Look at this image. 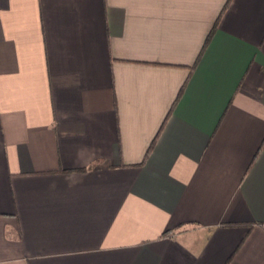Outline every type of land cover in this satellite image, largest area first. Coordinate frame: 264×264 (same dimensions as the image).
Instances as JSON below:
<instances>
[{"label":"crops","instance_id":"1","mask_svg":"<svg viewBox=\"0 0 264 264\" xmlns=\"http://www.w3.org/2000/svg\"><path fill=\"white\" fill-rule=\"evenodd\" d=\"M0 264H264V0H0Z\"/></svg>","mask_w":264,"mask_h":264},{"label":"trees","instance_id":"2","mask_svg":"<svg viewBox=\"0 0 264 264\" xmlns=\"http://www.w3.org/2000/svg\"><path fill=\"white\" fill-rule=\"evenodd\" d=\"M215 31H216V28H215V26H214L213 29L211 30V32L209 33V35H208V37H207V39H206V41H205V43H204V45H203V47H202V49H201V52H200V54H199V57H198V60H197L196 63H198V61L200 60V58H201V56H202L204 50H205V49L207 48V46L209 45V42H210V40H211L213 34L215 33ZM182 91H183V90H182ZM178 97H179V96H178ZM154 143H155V141H153L152 145L150 146L148 152L146 153V156H145L144 160H145V159L148 157V155L150 154V152H151V150H152V147L154 146Z\"/></svg>","mask_w":264,"mask_h":264}]
</instances>
